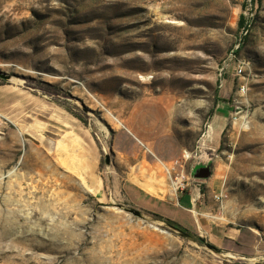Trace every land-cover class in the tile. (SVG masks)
Returning <instances> with one entry per match:
<instances>
[{"label": "rangeland", "instance_id": "rangeland-1", "mask_svg": "<svg viewBox=\"0 0 264 264\" xmlns=\"http://www.w3.org/2000/svg\"><path fill=\"white\" fill-rule=\"evenodd\" d=\"M157 159L184 191L211 163L223 221L175 213ZM253 234L264 246V0H0V264H253Z\"/></svg>", "mask_w": 264, "mask_h": 264}, {"label": "crops", "instance_id": "crops-1", "mask_svg": "<svg viewBox=\"0 0 264 264\" xmlns=\"http://www.w3.org/2000/svg\"><path fill=\"white\" fill-rule=\"evenodd\" d=\"M226 109H228L227 112L229 114L225 116L221 115L220 112ZM231 111L230 105L222 108L219 106L218 113L213 118V123L211 125L210 131L206 135V138H214L215 136L219 137L223 133L225 127L227 126L228 120L230 119ZM122 123L126 127L125 129L123 127L122 128L129 135L133 136V138H135L145 148L147 153L154 156L155 154L153 153L152 149L148 145H145V143L132 130L131 126L127 125L125 122ZM157 160L162 166L163 164H168L160 159ZM190 175L192 176V173ZM190 181L192 182L188 183V188L185 191L183 190L180 192L177 202H171L170 204L175 209V213H180L185 216V218L188 216L193 217L192 221L195 222V228L207 233L210 229H212L210 221H223V219L214 216V213H212V210L215 209V206L218 204V200L215 199V196H220L223 192H218L217 181L215 179H211V177L207 180L196 179L192 177V180ZM202 187L206 188V191H202ZM191 213H193V216H191ZM240 236L241 234L238 233V237ZM214 237L215 241H217V247L228 251H232L231 244L236 243L238 240L236 235L229 233H224L223 237L218 234ZM259 239L263 240L256 234H253V264H258L264 260V255L262 254L264 252V246L263 243H260Z\"/></svg>", "mask_w": 264, "mask_h": 264}, {"label": "built area", "instance_id": "built-area-1", "mask_svg": "<svg viewBox=\"0 0 264 264\" xmlns=\"http://www.w3.org/2000/svg\"><path fill=\"white\" fill-rule=\"evenodd\" d=\"M247 66V63L245 61L239 62L237 68H236V73L239 76H244L246 69L245 67ZM248 91V86L246 84H241L239 87V94L240 95H245ZM113 121L116 123V120L112 117ZM179 163H174L173 168L169 171H166L167 174L169 175L170 178V183L171 187H175L176 194L180 191H183L186 188V174L185 171H180V174L178 173V169H181L183 166H179ZM178 175V176H177ZM181 179V181H178ZM180 183V184H179ZM224 198V196L221 194L220 196H215L216 200H221Z\"/></svg>", "mask_w": 264, "mask_h": 264}, {"label": "water", "instance_id": "water-1", "mask_svg": "<svg viewBox=\"0 0 264 264\" xmlns=\"http://www.w3.org/2000/svg\"><path fill=\"white\" fill-rule=\"evenodd\" d=\"M3 78L9 79V76L2 75ZM107 163H110V156H107ZM192 177L196 179L207 180L212 176V166L211 163L208 164H199L192 168L191 170ZM183 236L187 237L188 234L185 232H180Z\"/></svg>", "mask_w": 264, "mask_h": 264}, {"label": "bare ground", "instance_id": "bare-ground-1", "mask_svg": "<svg viewBox=\"0 0 264 264\" xmlns=\"http://www.w3.org/2000/svg\"><path fill=\"white\" fill-rule=\"evenodd\" d=\"M47 76H49V75H47ZM110 114V116L111 117H113L114 118V120H116V122L119 124V125H121V127H123L124 129L126 128L124 125H123V123H122V121H120L119 119H118V117H116V116H114V115H112L111 113H109ZM190 155H189V153H186V157H189ZM163 167H164V169L166 170V171H169V170H171L173 167H171L169 164H163ZM178 181H181V179H179ZM163 184V183H162ZM180 184V183H179ZM140 186H142L143 187V185H140ZM145 186V189H146V185H144ZM149 187V186H148ZM159 187H161V184H160V186ZM152 189H153V187H151ZM155 188V187H154ZM151 190V189H150ZM149 190V188H148V191H150ZM175 190H176V188L175 187H173L172 188V190H171V195L173 196V197H175L176 196V192H175ZM152 191V190H151ZM150 191V192H151ZM152 194H154V195H157V190L156 191H152ZM159 196H161V197H163L164 195H163V193H159ZM215 218H217V217H215Z\"/></svg>", "mask_w": 264, "mask_h": 264}, {"label": "trees", "instance_id": "trees-1", "mask_svg": "<svg viewBox=\"0 0 264 264\" xmlns=\"http://www.w3.org/2000/svg\"><path fill=\"white\" fill-rule=\"evenodd\" d=\"M244 22H245V18H244V16L242 15L241 16V21H240V28L241 27H244ZM173 226H175V227H177V229H178V225L177 224H175V223H171Z\"/></svg>", "mask_w": 264, "mask_h": 264}]
</instances>
